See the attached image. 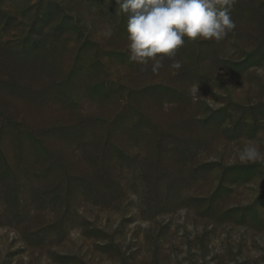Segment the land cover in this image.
Listing matches in <instances>:
<instances>
[{
    "label": "rangeland",
    "instance_id": "rangeland-1",
    "mask_svg": "<svg viewBox=\"0 0 264 264\" xmlns=\"http://www.w3.org/2000/svg\"><path fill=\"white\" fill-rule=\"evenodd\" d=\"M230 2L153 73L116 0H0V264H264V0Z\"/></svg>",
    "mask_w": 264,
    "mask_h": 264
},
{
    "label": "clouds",
    "instance_id": "clouds-1",
    "mask_svg": "<svg viewBox=\"0 0 264 264\" xmlns=\"http://www.w3.org/2000/svg\"><path fill=\"white\" fill-rule=\"evenodd\" d=\"M116 4L127 16L129 60L144 66L151 62L153 73L164 67L165 57H175L185 38L219 41L236 28L230 0H116ZM170 67L178 70L182 64L174 60ZM239 160H264V153L249 140Z\"/></svg>",
    "mask_w": 264,
    "mask_h": 264
}]
</instances>
